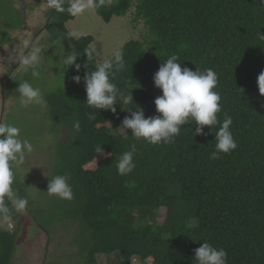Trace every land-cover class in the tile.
<instances>
[{
    "label": "trees",
    "instance_id": "obj_1",
    "mask_svg": "<svg viewBox=\"0 0 264 264\" xmlns=\"http://www.w3.org/2000/svg\"><path fill=\"white\" fill-rule=\"evenodd\" d=\"M15 1L0 0V45L10 44L8 32L25 23ZM93 3L105 23L134 7L133 21H142L147 29L143 40L130 41L120 50L127 67L114 80L122 92L131 91L145 118L157 115L153 101L162 94L153 84V74L164 60L176 55L182 67L211 68L218 74L215 91L220 93L222 107L217 117L221 123L225 114L232 118L230 130L237 148L211 158L216 151L214 132L220 124L213 126V132L205 126L207 135H193L196 125H184L174 142L151 144L120 128L123 118L136 111L135 105H123L130 106L129 111L117 104L115 113L90 107L84 76L98 64L96 59L87 61L84 53L91 50L93 38L73 39L65 28L76 17L66 11L69 2L54 3L45 13L49 44L63 45L65 53L77 52L76 63L81 67L78 72L74 66L67 67L53 83L48 82L42 65L39 78L30 69L22 70L18 82L6 77V95L13 83L17 88L25 80L46 88L44 116L52 140L45 150L50 154L48 175L43 174L42 185L33 182V192L14 169L15 198L27 199L28 204L17 210L6 199L9 211L0 212V225L3 220L13 224L11 229L0 226V264H12L26 215L50 243L62 232L78 254V264H99L97 256L112 254L122 264H131L132 259L139 264H193L194 250L203 241L223 248L227 264H264V96L257 85L264 71V40L259 38V33L264 34V0ZM57 4L65 11H58ZM76 75L80 83L72 80ZM96 113L97 119L89 118ZM74 123H79V131ZM39 126L42 135L44 128ZM133 144L135 168L119 175L118 159ZM100 146L103 152L97 154ZM55 175L69 177L72 200L46 192L48 178ZM160 209H165V217L158 224ZM55 260L48 259L47 264H61Z\"/></svg>",
    "mask_w": 264,
    "mask_h": 264
},
{
    "label": "clouds",
    "instance_id": "obj_2",
    "mask_svg": "<svg viewBox=\"0 0 264 264\" xmlns=\"http://www.w3.org/2000/svg\"><path fill=\"white\" fill-rule=\"evenodd\" d=\"M91 0H72L66 11L72 16L82 14L86 8L91 7ZM57 10L64 12L65 8L56 5ZM259 38L264 40V34L259 33ZM65 53V52H64ZM87 61L92 62L98 53L95 50H85ZM79 54L74 50L63 55L62 67L66 69L74 66L78 72L81 65L76 63ZM42 55L40 49H36L30 56L22 59L24 70H31L33 77L39 78L40 63ZM92 65L91 63L85 64ZM127 67L123 52H117L112 59H105L103 63L93 66V70L87 71L84 76V88L86 92V103L99 110L116 112L115 105L119 104L121 110H129L123 105H135L131 91L122 92L114 83L116 75ZM75 83H80L79 75L73 76ZM153 84L160 89L161 95L153 101L157 115L145 118L144 112L135 105L136 111H130V115L123 118L121 127L124 131L131 130V135L136 139H144L151 144H169L180 135L182 126L196 125L193 135H207L204 127L207 126L213 132V126L220 124L215 133V149L211 158L218 159L221 153L229 154L237 148V142L230 130L233 120L225 114L222 123L217 114L221 112V96L215 89L218 86V74L211 68L204 71L191 70L187 66L182 67L181 61L176 55L164 60L158 71L153 74ZM258 91L264 96V71L257 77ZM18 99L22 106L31 104H44L41 89L34 87L32 83L25 80L18 84L16 89ZM90 119H97L96 114H90ZM79 131V123L73 125ZM21 129L14 123L0 122V212L9 211L6 199H11L17 210H23L28 204L24 198H15L13 184L15 180L14 169L23 165L27 154L33 152V144L26 138H21ZM126 133V131H125ZM135 145L124 152L118 159L117 172L119 175L132 173L135 168L134 153ZM97 154L102 153L100 147ZM108 155H111L108 154ZM27 173V172H26ZM25 173V174H26ZM46 192L61 200H72L74 198L72 185L66 175H55L48 178ZM9 229L12 224H9ZM193 264H227V253L223 248H218L203 241L194 250Z\"/></svg>",
    "mask_w": 264,
    "mask_h": 264
},
{
    "label": "rangeland",
    "instance_id": "obj_3",
    "mask_svg": "<svg viewBox=\"0 0 264 264\" xmlns=\"http://www.w3.org/2000/svg\"><path fill=\"white\" fill-rule=\"evenodd\" d=\"M60 1L16 0L15 7L24 14L25 23L18 30L8 32L10 44L0 45V120L1 122L14 123L21 129V137L27 136L31 139V143L37 144V147L34 148L33 146L34 156L17 167L22 180L29 184L32 192L36 189L33 182L42 185L45 182L44 175H48L50 168L46 165L49 152L45 151L46 146L52 140L51 135L46 130L49 122L45 120L44 104H31L24 107L19 102L17 88H14L15 83L11 85L8 95H6L5 87L8 85V79L13 78L16 80L15 82L21 79L20 74L24 69L22 59L30 56L36 49L41 51L40 65L43 67L48 82L53 83L55 77H59L65 70L60 69L62 67L61 58L64 55L63 45L55 48L49 44L46 26L48 19L45 15L46 10L52 4ZM65 1H68L69 4L72 2V0ZM84 2L88 3V0H84ZM91 3L92 6L86 8L82 14L66 22L65 28L73 39L86 36L93 38L90 49L98 53L95 58L98 65L103 63L105 59H112L126 43L144 39L147 29L142 21L136 23L133 21L134 7H131L125 16H114L110 23H105L96 13L93 0ZM35 86L41 89L42 94L46 90L41 85ZM39 125L44 128L42 135L38 134L43 130ZM158 217L157 223L160 224L165 217V209L159 210ZM23 220V227L17 242L18 248L12 264H47V260L51 258L56 259L61 264H78L80 259L77 257L79 256L75 250H72L68 239L62 236V232L57 234L60 239L56 236L55 239L51 238L50 243V239L36 228L31 217L26 215ZM2 222L0 226L3 228L13 224L10 220H3ZM65 235L67 236L66 233ZM97 259L99 264H122L117 254H112L106 258L97 256ZM131 264H139V262L132 259Z\"/></svg>",
    "mask_w": 264,
    "mask_h": 264
},
{
    "label": "flooded vegetation",
    "instance_id": "obj_4",
    "mask_svg": "<svg viewBox=\"0 0 264 264\" xmlns=\"http://www.w3.org/2000/svg\"><path fill=\"white\" fill-rule=\"evenodd\" d=\"M62 1V0H61ZM65 1V0H64Z\"/></svg>",
    "mask_w": 264,
    "mask_h": 264
}]
</instances>
